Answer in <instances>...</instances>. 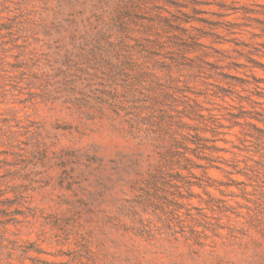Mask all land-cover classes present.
Here are the masks:
<instances>
[{
  "label": "rangeland",
  "instance_id": "374dc122",
  "mask_svg": "<svg viewBox=\"0 0 264 264\" xmlns=\"http://www.w3.org/2000/svg\"><path fill=\"white\" fill-rule=\"evenodd\" d=\"M0 264H264V0H0Z\"/></svg>",
  "mask_w": 264,
  "mask_h": 264
}]
</instances>
